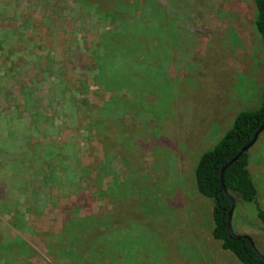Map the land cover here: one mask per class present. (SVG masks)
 Here are the masks:
<instances>
[{
  "label": "rangeland",
  "instance_id": "374dc122",
  "mask_svg": "<svg viewBox=\"0 0 264 264\" xmlns=\"http://www.w3.org/2000/svg\"><path fill=\"white\" fill-rule=\"evenodd\" d=\"M136 1L140 9L147 6L145 16L162 26L161 30L156 28L154 31L159 30L157 38L163 40V46L160 48L159 45L156 53L157 60H162L164 66L158 67L159 71L145 70L140 76L143 81L138 84L124 76L125 89L134 88L138 96L126 95L124 91L127 90L123 91L127 108L118 120L119 137L116 141L110 140L113 144L110 147L95 138L96 126L90 118H85L79 106L84 96L102 105L110 99L113 90H103L88 76L86 84L77 83V79L62 100L66 105L74 103V106L67 114L60 109L57 116L62 114L68 119H64L62 125L59 121L58 131L53 128L50 132L53 141H58L57 144L63 141L70 151L76 153L77 159L70 152L68 165L79 170L77 178L84 188L79 190L78 180H73L69 182L70 189H60L59 177L65 179V174L53 169L59 176L52 175L49 182L56 183L53 193L62 194L61 202L43 194L46 183L42 184L40 176L32 183L33 188L42 192L34 202L35 209L40 212L30 213L26 209L28 196L17 190L18 182H14L30 175L26 162H21V158H27V150L2 155L0 187L8 196L0 197V226L8 225L19 230L9 219L16 215V219L25 221L29 214L30 222L34 219L37 229L46 231L59 227L64 214L62 208L68 205L81 216L97 213L102 207L110 210L112 204L100 194L93 193L89 199L90 183L85 178L87 173H94L92 163L103 158L108 162L103 183L108 185L117 179L123 183V188L126 187V193H132L128 197L134 195L139 200L135 204L140 207L141 214L128 220L125 228H113L107 232L110 238H118L123 244L126 257L130 250L133 252L132 261L137 264H242L213 238L212 206L196 190L194 168L201 153L221 138L235 116L241 110L256 106L260 100L264 83V47L256 26L255 3L253 0ZM30 2L25 9L20 4L4 14L0 10V23L14 26L17 19L12 17L15 11L21 10L20 14L30 21L29 34L33 23L46 27L42 14L36 11L38 9L34 11ZM56 4L65 20L61 24L58 22L60 18L50 19L58 22L57 30L52 26L53 34L58 38L73 39L76 62L86 67L88 63L79 60L78 49L91 44L99 33L85 32L86 40L83 38L74 44L76 34L72 30L81 21L77 16L78 4L70 0H58ZM156 24H151L150 28ZM149 32L150 29L142 31L143 34ZM28 39L25 41L29 42ZM49 42L55 46L52 57L55 67H59L64 57L63 46L58 47L59 43L54 40ZM28 71L33 75V70ZM90 74L91 70L88 71ZM86 85H89L87 94L81 91ZM40 93L42 97L47 95L43 88ZM40 103L48 108L46 100ZM2 109L1 115L7 114L8 104ZM107 119L112 125L116 122L113 117ZM7 133L10 137L9 130ZM249 153L250 171L259 189V201L264 206V133ZM132 204L130 208L134 207ZM122 207L130 211L129 205L123 204ZM17 213H24L25 217ZM232 222L234 231L250 235L264 255V227L258 219L255 204L237 201Z\"/></svg>",
  "mask_w": 264,
  "mask_h": 264
},
{
  "label": "trees",
  "instance_id": "16d2710c",
  "mask_svg": "<svg viewBox=\"0 0 264 264\" xmlns=\"http://www.w3.org/2000/svg\"><path fill=\"white\" fill-rule=\"evenodd\" d=\"M30 1L0 0V10L3 14L13 10L14 6L20 7V4L22 9L28 8L26 5L30 2V5L33 4V10L38 9L36 11L42 14V19L47 24L42 28L44 24L31 23L32 31L29 34L30 21L25 15L20 14L21 10L15 11L12 17L14 20L17 19L14 26H4L0 23V151H2L0 156L11 151L19 154L27 150L25 153L27 158H21V162H26L30 175L23 179L18 178L14 182H18L17 190L25 192L28 196L29 203L27 201L26 209L30 213H39L40 210L35 209L34 202L42 192L33 188L32 183L40 179V176L43 178L42 184H48L44 185L43 194L60 202L62 194L53 193L55 187L53 185L56 183L49 182L52 175L59 176L53 169L65 174L63 175L65 179L59 177L60 189H70L72 185L69 182L73 180H78L79 190L84 188L77 178L79 170H74L68 165L70 152L74 157L76 153L70 151L63 141L58 144V141H53V134L50 132L53 128L58 131L59 121L62 125L64 119H68L62 114L60 117L57 116L60 109L67 114L74 106V103L69 106L62 100L77 79V83L86 84V78L91 77L103 90H113L110 99L102 105L91 102L84 96L80 99L79 106V110L83 109L85 118H90L96 126L95 138L104 146L110 147L113 145L110 140L116 141L119 137L118 120L120 121L127 108L123 102L127 93L133 97L138 96V91L134 88L125 89L124 76L138 84L143 81V77L140 76L145 70L159 71L158 67L162 68L164 62L157 60L156 53L158 46L160 45V48L163 46V40L161 39V42L157 38V31L161 30L162 26L157 25L150 16H145L148 13V10L145 11L147 6L140 9L136 0H70L78 4L77 16L81 20L72 30L76 34L74 44L83 38L86 40V33L91 31L99 33L91 44L85 45L84 48L78 47L79 60L88 63L86 65L88 68L76 62L77 55L73 53L72 47L73 39H62L53 34L52 26L57 30L58 22L63 24L65 20L64 15H61V8L59 10V5L56 4L58 0ZM253 1L256 6V26L264 47V0ZM54 17L60 18L59 21L51 22L50 19ZM151 24L156 26L150 28ZM156 28L159 30L155 32ZM144 29H150V32L143 34ZM26 38H30L29 42L25 41ZM49 40L58 42V47L63 46L64 57L62 56L59 67H55L52 53L56 49ZM28 70H33V75ZM89 70L92 72L90 75ZM42 88L47 91L46 97L40 95ZM88 90L89 85H86V89H81L85 94ZM44 100L47 101V109L40 103ZM6 103L8 112L1 115ZM49 112L52 114L48 116ZM133 116L132 114V118ZM107 117L115 118V124L112 125ZM263 123L264 83L258 104L241 110L221 138L201 153L194 168L196 190L212 206L213 238L242 264H264V258L248 239H238L236 235L239 233L235 232L231 236L228 232V214L232 200L222 187L221 171L223 166L253 138ZM8 130L10 137L7 136ZM17 130L20 131V135ZM249 152L250 150L244 152L227 167L224 172V183L237 201L255 204L258 219L264 227V206L259 201V189L250 171ZM78 163L80 164V161ZM107 163L103 158L92 163L94 173H87L85 178H88L90 183L89 199H92L93 193L100 194L101 198H107L112 204L110 210L102 207L97 213L81 216L76 215L74 208L68 205L62 208L64 214L59 227H52L46 231L38 230L36 221L31 219L30 222L28 213L25 221H20L13 215L9 222L19 227V230L8 225L0 226V264H137L132 261V251H128L127 258L126 250L118 238L113 239L107 235L113 228L120 230L125 228L128 226V220L141 214L140 207L135 204L139 200L134 195L128 197L132 193L124 191L126 187H122L123 183L117 179L110 181L108 185L103 183ZM4 196L8 194L0 187V197ZM131 203H134L131 205L134 207L130 208ZM56 204L54 202V206ZM123 204L129 205L130 211L123 210ZM19 215L25 217L24 213ZM32 222L33 225L30 224Z\"/></svg>",
  "mask_w": 264,
  "mask_h": 264
},
{
  "label": "water",
  "instance_id": "95a60500",
  "mask_svg": "<svg viewBox=\"0 0 264 264\" xmlns=\"http://www.w3.org/2000/svg\"><path fill=\"white\" fill-rule=\"evenodd\" d=\"M263 131H264V123L255 132L253 138L248 143H246L240 149V151L228 163H226L223 166L222 171H221L222 187H223L224 191L226 192V194L229 196V198L232 200V205H231V208L229 210L228 223H227L228 232H229V234L231 236H233L235 234L234 227H233V222L232 221H233V215H234V212H235V209H236V206H237V200H236V198L232 194L229 193L228 189L226 188V185L224 183V172H225V170L227 169V167L229 165H231L233 162H235L244 152L249 151L256 144V142L258 141V139H259V137H260V135L262 134ZM236 238H238V239H242V238L248 239L251 242V244L254 247V249H256L261 254V256L264 258V255L259 251V249L256 246L255 241L252 239V237L250 235H247V234H237L236 235Z\"/></svg>",
  "mask_w": 264,
  "mask_h": 264
}]
</instances>
